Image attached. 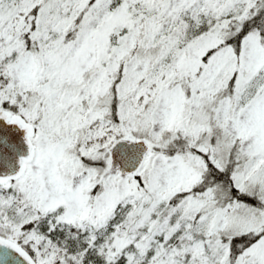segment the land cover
<instances>
[{"label":"snow or ice","instance_id":"6c2138e0","mask_svg":"<svg viewBox=\"0 0 264 264\" xmlns=\"http://www.w3.org/2000/svg\"><path fill=\"white\" fill-rule=\"evenodd\" d=\"M0 264H264V0H0Z\"/></svg>","mask_w":264,"mask_h":264}]
</instances>
